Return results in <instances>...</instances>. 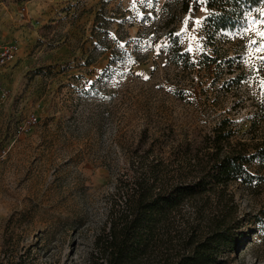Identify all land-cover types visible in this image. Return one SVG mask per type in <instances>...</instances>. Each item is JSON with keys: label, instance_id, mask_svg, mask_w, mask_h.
<instances>
[{"label": "rangeland", "instance_id": "obj_1", "mask_svg": "<svg viewBox=\"0 0 264 264\" xmlns=\"http://www.w3.org/2000/svg\"><path fill=\"white\" fill-rule=\"evenodd\" d=\"M210 13L208 0H0V41L17 46L0 68V264H100L136 182L164 192L257 152L253 182L183 198L138 264L177 262L225 227L219 264H264V0L213 34Z\"/></svg>", "mask_w": 264, "mask_h": 264}, {"label": "trees", "instance_id": "obj_2", "mask_svg": "<svg viewBox=\"0 0 264 264\" xmlns=\"http://www.w3.org/2000/svg\"><path fill=\"white\" fill-rule=\"evenodd\" d=\"M262 0H208L211 13L206 19L210 31L219 32L229 30L236 25L245 11L250 10L261 3ZM187 7V1L184 8ZM213 36V35H212ZM217 52V47L212 50ZM172 56L177 55L178 59H172L174 63L189 61V53L180 51V45L174 43L171 49ZM201 60L206 63H216V57L202 53ZM227 65L223 67L225 72L232 74L235 68L232 67L230 59L226 60ZM237 74L233 80L238 81ZM228 135L218 134L215 142L226 140ZM260 152L253 155H227L215 160L207 168L204 176L192 183L175 185L164 192H154L153 188L136 182L137 185L131 189L134 200L132 203H125L124 209L117 211L118 214L110 218L107 231L103 235L101 252L103 260L100 264H138V259L144 256L150 246L155 234L158 222L166 216L168 210L175 207L183 198L190 197L202 191H206L212 184L210 181H219L222 184L229 180H244L253 182L256 178L251 175L245 165L250 163ZM131 191V192H132ZM231 228V229H230ZM225 227L214 230L202 242L196 244L191 255L182 256L177 262L171 264H219L221 253L224 248L229 249L235 244L232 227Z\"/></svg>", "mask_w": 264, "mask_h": 264}, {"label": "built area", "instance_id": "obj_3", "mask_svg": "<svg viewBox=\"0 0 264 264\" xmlns=\"http://www.w3.org/2000/svg\"><path fill=\"white\" fill-rule=\"evenodd\" d=\"M17 53V46L14 42L0 43V67H3L11 63ZM31 121H35L33 116ZM8 153V148L3 146L0 147V163L5 159Z\"/></svg>", "mask_w": 264, "mask_h": 264}, {"label": "snow or ice", "instance_id": "obj_4", "mask_svg": "<svg viewBox=\"0 0 264 264\" xmlns=\"http://www.w3.org/2000/svg\"><path fill=\"white\" fill-rule=\"evenodd\" d=\"M139 2L140 3H144L145 2V0H139ZM147 4H148V6L149 7H151V5H152V0H147ZM188 23V21L186 20L185 21V24H187ZM197 23H199V21H197ZM182 31H183V29H182ZM243 35H244V33L243 32H241L240 33V36L241 37H243ZM260 36L262 37V38H264V33H260ZM257 43V41H250V46L251 45H254V44H256ZM189 50H191V49H189ZM260 51H264V47H261L260 48ZM261 67H264V58H262V60H261ZM146 79H147V77H145Z\"/></svg>", "mask_w": 264, "mask_h": 264}, {"label": "crops", "instance_id": "obj_5", "mask_svg": "<svg viewBox=\"0 0 264 264\" xmlns=\"http://www.w3.org/2000/svg\"><path fill=\"white\" fill-rule=\"evenodd\" d=\"M0 43H2V42L0 41ZM15 58H16V55H15V57H14L13 61L15 60ZM0 68H1V67H0Z\"/></svg>", "mask_w": 264, "mask_h": 264}]
</instances>
